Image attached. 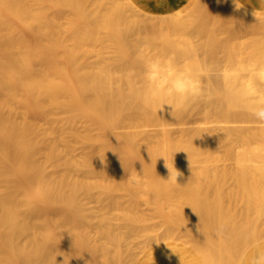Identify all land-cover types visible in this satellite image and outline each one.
Wrapping results in <instances>:
<instances>
[{"label":"bare ground","instance_id":"1","mask_svg":"<svg viewBox=\"0 0 264 264\" xmlns=\"http://www.w3.org/2000/svg\"><path fill=\"white\" fill-rule=\"evenodd\" d=\"M239 3L0 0V264H239L264 242V122L245 107L264 99V4ZM157 56L203 70L175 118L146 98Z\"/></svg>","mask_w":264,"mask_h":264},{"label":"clouds","instance_id":"2","mask_svg":"<svg viewBox=\"0 0 264 264\" xmlns=\"http://www.w3.org/2000/svg\"><path fill=\"white\" fill-rule=\"evenodd\" d=\"M260 2L264 4V0H260ZM235 3L237 9L243 7L239 3V0H235ZM202 71L200 68L179 66L171 58L164 59L158 56L148 58L143 64V81L146 89V98H156L159 101L157 112L162 111L165 106H169L171 116L175 118L173 115L175 112L187 111L205 95ZM261 75L264 76V73ZM244 95L248 98H255L258 96V93L256 89L249 85ZM245 107L257 121L264 122V99H255L245 105ZM178 152L180 151L175 153ZM169 171L170 177L167 180L170 179L177 183V177L181 173L174 166ZM256 264H264V257L259 258Z\"/></svg>","mask_w":264,"mask_h":264},{"label":"crops","instance_id":"3","mask_svg":"<svg viewBox=\"0 0 264 264\" xmlns=\"http://www.w3.org/2000/svg\"><path fill=\"white\" fill-rule=\"evenodd\" d=\"M169 247L171 249L175 248L178 250H184L186 249L187 245L183 244L182 242H175V243H169ZM189 254L184 255L185 258L189 259L190 264H196V258L197 256L194 253H191L187 251ZM180 255H173L172 258L179 257ZM264 257V242L257 243L253 245V247L245 253L243 258L240 260L239 264H256V261Z\"/></svg>","mask_w":264,"mask_h":264},{"label":"rangeland","instance_id":"4","mask_svg":"<svg viewBox=\"0 0 264 264\" xmlns=\"http://www.w3.org/2000/svg\"><path fill=\"white\" fill-rule=\"evenodd\" d=\"M65 14H66V11L63 12V17H66ZM41 122H42V121H41ZM79 151H80V149H79ZM198 171H200V170H197L196 172H198ZM213 172H214V171H213ZM214 173H215V172H214ZM228 180H230V178H229ZM229 183H231V182L228 181V184H229ZM225 184H226L225 186H228L227 183H225ZM225 186H224V187H225ZM230 186H231V187H234V185H231V184H230ZM224 187L221 188V189L223 190ZM226 189H227L228 191H230V192L233 191L232 188L229 187L230 190H229L228 188H225L224 192H226ZM228 191H227V192H228ZM226 195L228 196L229 194L226 193ZM226 195H225V196H226ZM224 198H225V197H224ZM226 198H227L228 200H227ZM226 198H225V200H224L225 203L227 202V203H226V206L224 205L225 203H224V204L221 203V204L225 206L224 209L227 210V208H229V206H230V208H231V210H232V209H233L232 206H233L234 203L231 202L230 197H226ZM226 200H227V201H226ZM228 203L231 204V205L227 206ZM241 203H242V202H241ZM93 204L95 205V203H93ZM142 204H143V203H142ZM142 204H141V206H143ZM221 204H220V205H221ZM96 205H97V204H96ZM144 205H145L146 207L143 206L144 209H143V208H140V209H141V210H144V212L146 211V213H147V211L150 210V211H149V214H150V212L152 213V211H151L152 207H150V206H148V205H146V204H144ZM209 205L212 206V207L214 208L215 203H210ZM237 205H239V203H237ZM240 205H242V204H240ZM141 206H140V207H141ZM147 206L150 207V208H147ZM235 206H236V205L234 204V208L237 209V207H235ZM226 207H227V208H226ZM238 207H239V209H240V207H242L241 209H243L245 206L243 205V206H238ZM147 209H149V210H147ZM239 209H238V210H239ZM241 209H240V212H241ZM152 210H153V209H152ZM188 211H189L191 214H193V213L197 214V213H196V212H197L196 209H195L194 211L191 210L192 212L190 211V209H188ZM188 211H187V212H188ZM232 211H233V210H232ZM234 211H235V210H234ZM153 212H154V210H153ZM237 212L239 213V211H237ZM190 213H189V214H190ZM147 214H148V213H147ZM151 215H153V213H152ZM156 217H157V218H156ZM156 217H154V218L159 220V218H158L157 215H156ZM154 218H153V219H154ZM151 220H152V219H151ZM151 220H150V222H151ZM160 220H161V219H160ZM154 222H155V221H153V223H154ZM158 222H159V221H158ZM156 223H157V222H156ZM159 242H162V239L159 240ZM149 244H150V243H149ZM226 261H227V262H225V264H226V263L228 264V263L230 262L229 260H226ZM222 263H223V262H222ZM222 263H221V264H222Z\"/></svg>","mask_w":264,"mask_h":264}]
</instances>
